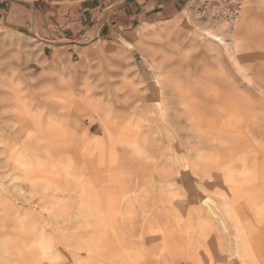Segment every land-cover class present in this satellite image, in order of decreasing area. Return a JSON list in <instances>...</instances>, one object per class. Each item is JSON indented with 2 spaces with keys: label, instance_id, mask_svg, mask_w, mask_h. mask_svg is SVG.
Instances as JSON below:
<instances>
[{
  "label": "rangeland",
  "instance_id": "374dc122",
  "mask_svg": "<svg viewBox=\"0 0 264 264\" xmlns=\"http://www.w3.org/2000/svg\"><path fill=\"white\" fill-rule=\"evenodd\" d=\"M259 1L193 0L68 62L44 52L61 16L3 1L0 264H264Z\"/></svg>",
  "mask_w": 264,
  "mask_h": 264
},
{
  "label": "crops",
  "instance_id": "0c3cea01",
  "mask_svg": "<svg viewBox=\"0 0 264 264\" xmlns=\"http://www.w3.org/2000/svg\"><path fill=\"white\" fill-rule=\"evenodd\" d=\"M3 1L0 0V23L10 26L17 19V10L9 9ZM191 1L193 0H72L68 4H58V0H41L42 4L48 6L49 14L57 15L58 20L61 16L65 21L61 29L48 39L45 55L48 60L59 56L67 62L73 61L87 54L92 39L126 37L127 33L142 22L149 24L154 20L169 19ZM137 37L139 36L136 35Z\"/></svg>",
  "mask_w": 264,
  "mask_h": 264
},
{
  "label": "bare ground",
  "instance_id": "6f19581e",
  "mask_svg": "<svg viewBox=\"0 0 264 264\" xmlns=\"http://www.w3.org/2000/svg\"><path fill=\"white\" fill-rule=\"evenodd\" d=\"M248 1V0H247ZM253 1V0H252ZM254 1H259V0H254ZM259 9L260 10H255V6H250V7H248V8H246L245 10H244V15L247 17V18H250V17H262V16H264V0H260L259 1ZM246 17H245V19H246ZM248 24V23H247ZM142 30V29H141ZM141 32H143V31H141ZM207 34L209 35V36H211L212 38V40H219L220 41V43L221 44H223L222 46L225 48V50H227V52H221L220 54H218L215 58L217 59V60H222V59H224V57H226L227 59H232V60H234L236 63H238L239 64V62H240V60L242 61L243 60V55L241 54V52H244L242 49L247 45L248 46V44L246 43L245 44V46L243 45V43L241 42V47H242V49H240V47L239 46H236V44L234 45V44H231V43H227V42H225L224 40V37H223V35H218V34H215V33H213L211 30H209V29H207ZM236 31H234V30H232L231 28L229 29V37H230V39L232 40V41H234L235 42V39H236ZM263 34V33H262ZM260 35V34H259ZM225 36V35H224ZM208 38V37H207ZM212 40H210L209 38L208 39H206L205 41L207 42V44H209V45H207V46H205V47H207L208 49L211 47V45H212V43H210V42H212ZM244 40V39H243ZM245 41V40H244ZM254 42V41H253ZM243 45V46H242ZM250 45V44H249ZM140 50L142 49V46H140V45H136ZM257 45H255L254 47H256ZM129 47H131V48H133V47H135V45H133V44H129ZM245 50V49H244ZM223 51V50H222ZM247 56V55H246ZM253 56V55H252ZM250 57H251V55H250ZM246 59H247V57H245ZM248 59H250L249 57H248ZM247 59V60H248ZM250 60H252V58L250 59ZM246 61V60H245ZM248 62V61H247ZM242 63H244V62H242ZM241 63V64H242ZM47 64V63H46ZM240 64V65H241ZM155 66V68H156V72H157V78H156V80H155V82H156V84H157V86H159L161 89L163 88V86H164V83H166L165 82V80L167 81V79H169V77L166 75V69H165V66H164V64H161V63H158V64H155L154 65ZM44 67H45V65H44ZM192 75V74H191ZM192 77V76H191ZM172 80V79H171ZM194 80V79H193ZM163 81H164V83H163ZM173 81V80H172ZM255 81V80H254ZM174 86V85H173ZM141 89V88H140ZM262 89V88H261ZM185 90H187V87L185 88ZM264 99V98H263ZM26 104H27V102H26ZM25 104H24V102H23V106H24ZM188 106V105H187ZM248 107L250 108V109H254L255 107L253 106V105H251V106H249L248 105ZM24 108V107H23ZM222 111V110H221ZM212 114V113H211ZM198 115V114H197ZM101 116V115H100ZM216 117V116H215ZM219 117V116H218ZM200 119V118H199ZM221 119V118H220ZM221 121V120H220ZM241 121V120H240ZM104 122V121H103ZM195 122V121H194ZM205 122H206V120H205ZM212 122V121H211ZM216 122V121H215ZM201 123V122H200ZM211 124H215V123H211ZM203 125H205V124H203ZM198 126V125H197ZM191 138V137H190ZM194 138V137H193ZM192 141H193V139H192ZM200 142V141H199ZM201 143V142H200ZM197 145V144H196ZM192 150V149H191ZM226 150V149H225ZM215 151V150H214ZM227 151H229V150H227ZM225 154V153H224ZM211 162H213V160H211ZM211 165H210V167H212L213 165H215V164H213V163H210ZM26 169H28L27 167H25V170ZM218 169V168H217ZM25 177L26 178H28V174H25ZM34 182V181H33ZM37 182H34V184H36ZM242 238V237H241Z\"/></svg>",
  "mask_w": 264,
  "mask_h": 264
}]
</instances>
